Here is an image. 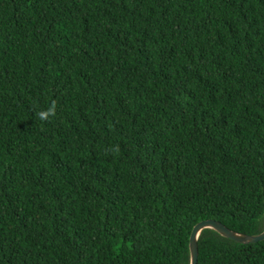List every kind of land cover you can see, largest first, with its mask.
<instances>
[{"label": "trees", "instance_id": "16d2710c", "mask_svg": "<svg viewBox=\"0 0 264 264\" xmlns=\"http://www.w3.org/2000/svg\"><path fill=\"white\" fill-rule=\"evenodd\" d=\"M208 219L264 231V0H0V264H190Z\"/></svg>", "mask_w": 264, "mask_h": 264}, {"label": "water", "instance_id": "95a60500", "mask_svg": "<svg viewBox=\"0 0 264 264\" xmlns=\"http://www.w3.org/2000/svg\"><path fill=\"white\" fill-rule=\"evenodd\" d=\"M210 228L220 234L221 236L233 240L237 243H256L259 241L264 240V231L258 235L254 236H248V235H241L232 232L229 230L227 227H225L222 223L216 221V220H203L198 223H196L189 236V242H188V247H189V252H190V264H197V245H196V239L199 234V232L203 229Z\"/></svg>", "mask_w": 264, "mask_h": 264}, {"label": "clouds", "instance_id": "9594fccd", "mask_svg": "<svg viewBox=\"0 0 264 264\" xmlns=\"http://www.w3.org/2000/svg\"><path fill=\"white\" fill-rule=\"evenodd\" d=\"M54 110H55V106L53 104V105L49 106L46 111H40V112H38L37 113L38 118L41 119V120L47 119L51 115H54Z\"/></svg>", "mask_w": 264, "mask_h": 264}]
</instances>
